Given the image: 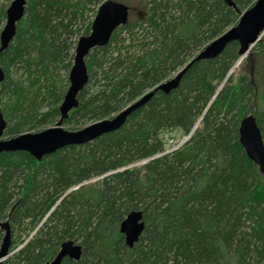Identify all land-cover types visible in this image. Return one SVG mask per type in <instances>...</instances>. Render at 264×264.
Listing matches in <instances>:
<instances>
[{
	"label": "trees",
	"instance_id": "1",
	"mask_svg": "<svg viewBox=\"0 0 264 264\" xmlns=\"http://www.w3.org/2000/svg\"><path fill=\"white\" fill-rule=\"evenodd\" d=\"M105 1L113 0H26L0 53L3 135L55 125L76 42ZM255 1L232 0L230 8L224 0H142L86 57L87 82L62 126L112 118L235 26ZM10 3L0 0V31ZM237 51L233 42L193 63L175 90L155 92L120 129L90 143L40 162L2 152L0 222L9 223V253L17 249L2 264H45L65 241L79 245L81 257L61 264H264V174L237 131L253 115L264 145V35L247 54L253 70L233 81ZM166 133L182 138L167 143ZM133 211L144 229L128 248L119 225Z\"/></svg>",
	"mask_w": 264,
	"mask_h": 264
},
{
	"label": "water",
	"instance_id": "2",
	"mask_svg": "<svg viewBox=\"0 0 264 264\" xmlns=\"http://www.w3.org/2000/svg\"><path fill=\"white\" fill-rule=\"evenodd\" d=\"M224 2L230 8L235 7L232 0H224ZM25 4L26 0H12L7 7L5 22L0 31V53L6 50L13 40L16 25L23 18ZM128 16L129 8L121 3L105 1L99 6L90 33L78 38L76 42L73 62L67 78L68 88L58 109L60 117L54 126L38 133H23L3 140L6 124L0 110V154L2 152L21 151L40 162L43 157L65 147L85 145L104 135L113 133L124 125L127 117L134 110L144 106L155 92L160 91L169 94L170 91L175 90L182 76L193 63L218 57L233 42L238 44L237 54L243 58L260 42L264 35V0H256L250 8L240 14L235 26L206 45L173 77L158 84L110 119L91 123L77 131L65 130L62 123L68 114L77 107V96L87 82L86 57L94 48L105 46L112 33L127 23ZM3 79L4 74L0 68V84ZM237 131L239 144L247 158L257 166L261 174H264V145L254 116L250 114L241 118ZM143 229L144 223L139 211L127 214L119 225V233L123 236L124 243L128 248H132L138 241ZM0 230L4 233L0 244V264H2L9 255L11 245L8 220L0 222ZM80 257L81 247L72 241H65L59 246L55 257L45 264H61L64 259L78 261Z\"/></svg>",
	"mask_w": 264,
	"mask_h": 264
},
{
	"label": "rangeland",
	"instance_id": "3",
	"mask_svg": "<svg viewBox=\"0 0 264 264\" xmlns=\"http://www.w3.org/2000/svg\"><path fill=\"white\" fill-rule=\"evenodd\" d=\"M113 1H116V2H118V3H121V4H123V5H125V6H127L128 8H129V12H130V9H131V11L132 10H134V9H137L138 7H139V4L141 3V1L142 0H113ZM11 2H12V0H11ZM251 4L252 3H250L247 7L248 8H250V6H251ZM247 8V9H248ZM131 13H133V12H131ZM134 15V14H133ZM133 15L132 14H130L129 15V17L128 18H130V19H132L133 18ZM237 24V23H236ZM235 24V25H236ZM239 56V55H238ZM240 57V56H239ZM241 59V60H240ZM247 59H248V55L246 54L243 58H239V60H238V62L236 63V64H234V66L231 68V70L229 71V73H230V75L233 77V81H235L240 75H241V70H245V72H247V73H250V71H252L253 69L251 68V66H248V65H246L245 63H246V61H247ZM245 65V66H244ZM244 73V72H243ZM172 76H174V75H172ZM171 76V77H172ZM170 77V78H171ZM53 126V125H52ZM49 127H51V126H48V127H46V128H44V129H41V130H36V131H29V132H27V133H38V132H40V131H43V130H45V129H47V128H49ZM65 130H67V131H77V130H79L80 128H71V126H69V125H63L62 126ZM76 129V130H75ZM172 136H174L173 138L175 139V141H174V143L175 142H179L180 141V139L182 138V137H179L178 135H175V134H172V133H166L165 135H164V138H165V140H167V143L169 142V140L171 139V137ZM13 137H15V136H13V135H8V136H6V135H3V137H2V139L3 140H7V139H10V138H13ZM168 147H170L169 145H168ZM141 164L142 163H140V164H137V166H141ZM95 180H92V181H90V182H88V183H93ZM17 249H15L14 251H12L11 253H9V255H8V257H7V259L16 251Z\"/></svg>",
	"mask_w": 264,
	"mask_h": 264
},
{
	"label": "flooded vegetation",
	"instance_id": "4",
	"mask_svg": "<svg viewBox=\"0 0 264 264\" xmlns=\"http://www.w3.org/2000/svg\"><path fill=\"white\" fill-rule=\"evenodd\" d=\"M1 231V230H0ZM2 232V231H1ZM2 234H4L3 232H2ZM3 237V236H2ZM2 240V239H1Z\"/></svg>",
	"mask_w": 264,
	"mask_h": 264
}]
</instances>
